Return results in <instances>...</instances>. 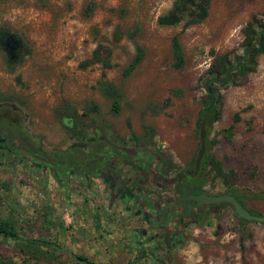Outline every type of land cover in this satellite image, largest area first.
<instances>
[{"label":"rangeland","instance_id":"374dc122","mask_svg":"<svg viewBox=\"0 0 264 264\" xmlns=\"http://www.w3.org/2000/svg\"><path fill=\"white\" fill-rule=\"evenodd\" d=\"M173 1L0 0V27L18 36L30 51L12 68L0 53V95L21 102L29 127L44 147L64 138L57 114L68 105L82 117L86 135L97 126L108 129L112 139H143L162 147L179 167L191 166L198 149L199 102L205 95L198 79L214 55L238 47L245 23L264 11V0H212L199 24L157 25L156 18ZM87 6L92 12L85 16ZM173 36L184 57L178 70L171 66ZM97 45L109 51L110 67L80 68ZM136 46L143 58L124 77ZM102 72L118 92L116 114L96 87ZM219 94L220 115L208 128L207 139L215 141L209 154L226 175L227 188L245 191L249 196L242 197L244 207L262 216L264 55L256 58L253 73ZM235 114L237 121L228 138L224 130ZM0 182V220L11 223L20 239L48 243L38 245L45 258L36 262L14 241L0 237V264H151L137 219L96 209L98 201L101 208L106 205L100 187L84 186L79 191L82 198L69 191L62 199L49 179L34 190L22 187V181L18 186L8 179ZM227 188L220 178L207 174V193L219 195ZM216 213L218 217L212 214L203 227L192 229L177 253L180 264H264V224L242 226L246 238L241 253V226L232 209L225 206Z\"/></svg>","mask_w":264,"mask_h":264},{"label":"flooded vegetation","instance_id":"af4514ba","mask_svg":"<svg viewBox=\"0 0 264 264\" xmlns=\"http://www.w3.org/2000/svg\"><path fill=\"white\" fill-rule=\"evenodd\" d=\"M5 47L11 57L10 44ZM57 120L64 138L44 147L29 127L21 102L0 95V179L15 181L17 186L22 181V187L31 190L49 179L61 196L75 191L81 198L84 186L100 187L106 205L103 209L98 201L96 209L136 218L151 264H180L177 253L192 236V229L203 227L212 215L210 205L195 206L192 199H182L209 194L205 185L198 186L200 164L196 171L194 161L192 169L179 167L162 147L131 136L112 139L106 134L108 129L97 126L86 135L81 116L76 120L62 113ZM198 187L202 192H197ZM225 192L249 196L243 190Z\"/></svg>","mask_w":264,"mask_h":264},{"label":"trees","instance_id":"16d2710c","mask_svg":"<svg viewBox=\"0 0 264 264\" xmlns=\"http://www.w3.org/2000/svg\"><path fill=\"white\" fill-rule=\"evenodd\" d=\"M211 1L212 0H174L169 10L156 18V23L159 26L165 27L175 26L182 23L183 28L199 24L207 17ZM91 12L92 6H87L84 14L85 16H88ZM6 43L11 46V57L5 54ZM170 49L172 58L171 66L173 69L178 70L184 65V57L177 36H173L171 38ZM0 53L5 54V63L8 67L12 68V66L20 64L24 56H27L30 51L22 43L18 36L11 33L6 28L0 27ZM108 55L109 51L101 45H97L91 52L90 57L83 60L79 64V67L84 69L93 64H100L103 70L108 69L110 67ZM261 55H264V11L260 14H253L250 16L249 20L245 23L242 29V40L238 44V47L228 52L214 55L208 68L205 70L202 77L198 79V84L205 92L204 100L199 102L200 110L196 121L199 126L200 122L203 120L205 127V151L200 161V171L202 170V176L198 186L205 185L206 176L208 173H211L213 177L220 178L222 184L226 188L228 187L226 175L222 172L220 164L213 158L212 155L209 154V151L215 141L214 139H207L208 128L217 121L220 115L221 98L219 90L230 86H236L239 80L244 78L246 75L253 73L256 68V58ZM142 58L143 51L140 47L136 46L135 54L128 65L123 69L122 75L126 77L129 73H131ZM96 87L104 98L110 100V111L112 114H116L118 112L119 95L114 85L106 80L104 72L101 73L100 79L96 83ZM175 94L177 95L179 93ZM62 110V113L68 114L78 120L79 116L76 115L74 109L70 108L68 105H65ZM91 110L95 111L96 107L92 105ZM62 113H58L57 115L61 116ZM236 121L237 115L235 114L233 123L224 130L228 138L231 136V130ZM193 161L191 163V169L193 168ZM196 190L198 193L202 192L199 187ZM226 190L230 191L231 188H227ZM244 196L245 194L240 193L234 195L237 202L243 207L244 204L242 197ZM225 206L230 207L227 204L210 205L211 214H215V216L218 217L219 215L216 213V210ZM248 211L253 215L260 216L250 210ZM238 223L241 226L240 229L242 231L239 236L238 247L239 251L242 253L244 248L243 241L246 238V235H244L242 230V226L246 222L238 219ZM0 237L5 240L14 241L17 245H19L21 250L28 252L29 256H31L36 262H38L40 258H45L42 256L44 252L38 248V245L48 246V243L40 240H25L18 238L14 227L6 220H0ZM77 258L78 260L85 262L84 258Z\"/></svg>","mask_w":264,"mask_h":264},{"label":"water","instance_id":"95a60500","mask_svg":"<svg viewBox=\"0 0 264 264\" xmlns=\"http://www.w3.org/2000/svg\"><path fill=\"white\" fill-rule=\"evenodd\" d=\"M205 151V130L204 121L199 124L198 130V149L194 159V171L199 167L200 161ZM183 200L192 199L195 206L199 205H214V204H227L231 207L232 213L236 219L244 220L245 222L264 223V215L256 216L251 214L245 207L241 206L234 195L230 192H225L219 195L198 194L188 195L182 198Z\"/></svg>","mask_w":264,"mask_h":264}]
</instances>
